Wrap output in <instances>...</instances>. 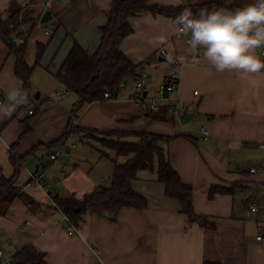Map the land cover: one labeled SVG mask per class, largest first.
<instances>
[{"label": "crops", "instance_id": "crops-1", "mask_svg": "<svg viewBox=\"0 0 264 264\" xmlns=\"http://www.w3.org/2000/svg\"><path fill=\"white\" fill-rule=\"evenodd\" d=\"M112 1L0 0L1 19L6 18L10 2L29 10L31 19L13 38L19 45L18 39L25 37L24 61L33 66L27 91L14 73L15 56L0 40V177L9 179L14 174L15 164L9 159L13 155L19 160L13 186L38 204L30 208L16 198L0 215L3 257L12 259L19 249L30 245L46 264H264V243L255 239L264 236V197L260 210L250 213L252 196L243 195L249 188L255 192L264 186V149L259 148L264 143V72H217L203 48L194 63L188 62L195 52L174 39L175 20L143 11L128 17L132 32L118 46L130 63L139 65L137 77L127 79L113 98L83 104L69 124L78 96L56 74L74 44L88 55L96 51ZM204 2L146 0V5L174 8ZM253 2L236 0V9ZM45 10L51 20L40 24ZM38 43L45 47L34 65ZM171 61L180 66L174 94L205 116L196 124H180L178 116L165 111L146 113L132 100L135 94L129 85L143 75L145 92L154 96L166 81ZM64 89L68 92L56 98L54 92ZM12 93L17 94L15 100L9 99ZM201 127L209 132L206 140L200 138ZM86 132L128 142H137L140 133L171 137L159 144L162 153L181 182L191 186L192 209L210 227L188 223L178 202L165 196L164 186L156 181L154 157L152 168L137 171L131 182L132 190L146 200L143 209L124 207L114 216L87 211L76 231L68 233L66 221L49 207L50 198L40 188L24 184L53 150L51 144L62 140L74 148L43 175L53 195L81 199L95 188L109 186L114 163H123L126 157L116 156L96 138L83 143L85 147L76 146L75 141ZM252 168L255 171L249 172ZM212 187L230 192L210 196Z\"/></svg>", "mask_w": 264, "mask_h": 264}, {"label": "trees", "instance_id": "trees-1", "mask_svg": "<svg viewBox=\"0 0 264 264\" xmlns=\"http://www.w3.org/2000/svg\"><path fill=\"white\" fill-rule=\"evenodd\" d=\"M185 8L191 9L194 16L202 9L209 12L213 10L235 12L237 10L236 0H206L199 5L174 8L146 5V0H113L106 12L107 23L100 28V43L96 51L88 55L74 44L56 74L57 80L78 96V100L70 112L69 124L72 119L77 117L83 104L101 100L105 91L111 93L117 89L119 83H125L127 79L137 77L136 71L139 65L130 63L118 48L120 41L132 32L128 25V17L143 11H150L176 21V17ZM30 19L29 10L14 2H10L6 10V18H0V40L15 56L14 73L21 80L23 89L27 91L30 90L29 81L33 66H28L24 61V42L22 45L12 43L10 36H13L14 32ZM44 47V44L38 43L34 65L37 64ZM160 111L166 112L165 107L161 106L158 112ZM68 128L65 136L69 132L70 128ZM25 131L26 129L23 132ZM84 135L89 136V140L99 139L103 146L112 150L116 156H125L126 161L114 163L109 186L95 188L81 199H76L73 195L52 196L51 199L71 224L78 226L81 215L87 211L96 214L106 212L114 216L119 209L124 207L143 209L146 206V200L141 194L132 190L131 182L136 179L137 171L151 169L154 157H157L156 181L164 186L165 196L178 202L180 213L185 216L188 223L195 222L202 227H210L211 224L206 221L205 217L197 215L192 209L191 186L181 182L162 153L159 144L162 141H169L171 137L140 133L137 142H128L117 138L103 140L91 132H86ZM60 141L51 145H57ZM9 159L12 164H15V172L9 179L0 177V215L6 213L9 204L16 198L21 199L30 208L38 205L20 188L13 186L19 160H15L11 154ZM224 192H230V190L212 187L209 195ZM49 207L54 209L52 204ZM12 262L13 264H46L43 255L30 245L19 249L13 255ZM202 264L219 263L205 261Z\"/></svg>", "mask_w": 264, "mask_h": 264}, {"label": "clouds", "instance_id": "clouds-1", "mask_svg": "<svg viewBox=\"0 0 264 264\" xmlns=\"http://www.w3.org/2000/svg\"><path fill=\"white\" fill-rule=\"evenodd\" d=\"M180 33H190L189 45L204 56L217 72L256 74L264 70V60L256 49L264 47V0H254L233 13L200 10L195 16L185 8L176 17ZM16 93L9 99L15 100Z\"/></svg>", "mask_w": 264, "mask_h": 264}, {"label": "built area", "instance_id": "built-area-1", "mask_svg": "<svg viewBox=\"0 0 264 264\" xmlns=\"http://www.w3.org/2000/svg\"><path fill=\"white\" fill-rule=\"evenodd\" d=\"M179 27V26H178ZM178 27L176 29V32L174 33V39L182 41L185 46L190 47L189 40H190V33L184 34L180 33L178 31ZM43 33L45 35H49V31L47 28H43ZM25 40V37H20L18 39V44L22 45ZM199 48L195 51V53L189 57L188 62L194 63L199 56L198 53ZM256 54L260 57L261 60H264V47L258 48L255 50ZM179 68L180 66L176 64L175 62H170L169 67L165 71L166 81L159 85V87L156 90V93L152 97H148L147 93L143 95V92L145 91V85L146 80L143 77V75L139 76L132 85H129V89L135 94V96L132 98V100L136 103V105L144 112H150L155 113L160 110L161 106L165 107L166 112L173 115V117L179 116V114L183 111H190L194 109V105L191 103L182 104V101L179 100L178 96L174 94L178 88V82H179ZM264 72V70H262ZM126 84L124 82H121L118 84L117 89L112 91L111 93L109 91H105L103 93V99H111L116 94L118 89L124 87ZM68 91L66 89L64 90H56L54 92V95L56 98H60L62 95L66 94ZM174 94V95H173ZM196 94V93H195ZM173 101V103H170L169 101ZM46 102H51V98H46ZM2 103V99L0 97V104ZM29 113H32L29 111ZM200 138L202 140H206L209 136V132L206 128L201 127L199 130ZM89 141V138L87 136H82L79 139V142L86 143ZM74 148L73 144L68 145L65 141L58 143L53 147V150L48 154L47 158L45 160L40 161L38 171L34 174H29L25 186L26 187H32L36 186L42 190V192L50 198L51 204L53 205L55 211L57 214L62 216V218L67 222L66 225V231L68 233H72L76 231V228L73 224H71L61 213L60 209L57 207V205L54 203V201L51 199L53 194L49 190V188L46 186L43 175L44 173L49 170L53 164H55L59 159H61L63 156L68 154L69 150ZM260 149H264V143L259 145ZM255 170L249 169V172H254ZM261 208V204L256 200V198H253L248 206V210L250 213H257ZM262 226L264 227V223H262ZM256 241L260 242L261 244L264 243V236L257 235ZM0 264H13L11 258H4L3 253L0 249Z\"/></svg>", "mask_w": 264, "mask_h": 264}, {"label": "water", "instance_id": "water-1", "mask_svg": "<svg viewBox=\"0 0 264 264\" xmlns=\"http://www.w3.org/2000/svg\"><path fill=\"white\" fill-rule=\"evenodd\" d=\"M50 20H51L50 12L48 10H45L43 12V14H41V16L39 18V23L43 24V23H46V22H48ZM10 41L12 43H15L13 36H10ZM145 93L146 92L144 91L143 95H145ZM37 97H38V93H36L34 95V98H37ZM203 119H205V116L197 114L194 109L190 110V111L183 110L178 116V122L180 124H186V123H188L190 121L203 120ZM103 215L106 216L107 214L104 212ZM56 217L59 218L58 214H57Z\"/></svg>", "mask_w": 264, "mask_h": 264}, {"label": "rangeland", "instance_id": "rangeland-1", "mask_svg": "<svg viewBox=\"0 0 264 264\" xmlns=\"http://www.w3.org/2000/svg\"><path fill=\"white\" fill-rule=\"evenodd\" d=\"M195 122H198V120L190 121L188 123H190V124L191 123L192 124H196ZM96 136H98L99 138H103V140L109 139L108 136H103V135H96ZM75 142H76V146H78V147H85L86 146V145H84L81 142H77V141H75ZM260 188L261 189L259 191L255 190V192H253V190H254L253 188H249V189H247V190L244 191V194L243 195H244V197L252 196L251 200L253 199V197H257V201L259 203H261L262 197H264V186L261 185Z\"/></svg>", "mask_w": 264, "mask_h": 264}]
</instances>
